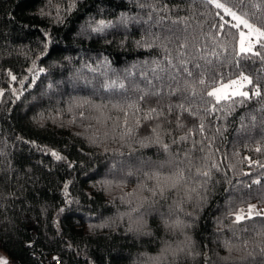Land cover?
Here are the masks:
<instances>
[{"label": "trees", "instance_id": "16d2710c", "mask_svg": "<svg viewBox=\"0 0 264 264\" xmlns=\"http://www.w3.org/2000/svg\"><path fill=\"white\" fill-rule=\"evenodd\" d=\"M75 2L74 9L64 11L70 0H53L52 5L49 0H0L3 257L9 264H41L27 247L30 224L37 235L33 253H38L37 246H41L58 256L61 264H132L139 253L159 255L165 241L175 245L184 237L166 231L158 211L144 217V230L151 235H134L127 231V217L119 219V215L136 207L140 196H151L138 189L140 183H154L146 180L145 173L159 170L163 175H172L184 169L187 175L190 166L194 172L196 167L217 163L219 170H212L211 180L201 190L206 202L197 207L189 201L183 207L192 215L181 214L191 224L185 232L199 255L193 258L181 254L175 259L168 256L163 264H250L241 259L247 254L243 242L247 240L248 250H252L262 239L257 233L264 230V215L233 225L234 216L228 213L246 209L249 204L264 206V96L238 103L230 113L205 112L200 95L206 97V89L198 82L199 70H194L192 77L182 74L180 86L183 88L187 82L199 93L195 97L190 91L186 94V106L198 115L183 113V128L176 127L175 114L169 117L171 123L163 125L171 132L164 137L171 156L159 146L141 147L139 143L151 134L155 121L135 129L133 136H123L124 114L113 107H124L129 113L128 126L134 127V109H128L127 104L138 97L137 87L146 86L140 73L151 67L153 60L163 61L166 55L163 47H138L137 41L160 37L157 43L167 45L173 62L190 61L188 67L192 69L206 60L215 64L213 52L221 60L227 58L234 63L238 59L235 30H228L227 35L221 31L217 10L200 0H142L157 9L167 5V10L157 12L140 8L138 0ZM252 3L264 5V0ZM57 4L62 22L55 19ZM42 10L49 14L42 15ZM248 10L260 17H254V23L264 24V7ZM149 12L152 20H148ZM122 14L139 22L122 24ZM161 17L163 21L156 23ZM100 20L112 26L92 32ZM181 44L186 47L181 49ZM241 63L250 68L254 83L264 89V63ZM231 69L232 64L227 62L222 69L216 67L225 77L233 78L238 73ZM113 82L116 86L106 91L105 85ZM121 83L125 89H119ZM207 99L215 103L213 98ZM178 100L175 96L165 97L164 106ZM229 104L222 102V106ZM201 120L203 133L199 130ZM186 134L187 141L172 144L173 138ZM257 147L262 151H255ZM52 151L63 159H55ZM148 160L172 163L157 169L142 163ZM129 171L134 175L128 176ZM254 179L261 183L252 184ZM191 183L170 190L168 198L155 208L167 214L168 207L184 197ZM246 184L251 187H244ZM100 224L109 226L93 227ZM226 239L235 245L231 253L224 247Z\"/></svg>", "mask_w": 264, "mask_h": 264}, {"label": "snow or ice", "instance_id": "6c2138e0", "mask_svg": "<svg viewBox=\"0 0 264 264\" xmlns=\"http://www.w3.org/2000/svg\"><path fill=\"white\" fill-rule=\"evenodd\" d=\"M200 2L204 5H210L217 10L215 15L218 16L221 21L218 25L221 31H224L227 35L228 30H235V35L237 37V50L235 56L238 59L234 63L227 58L221 60V58L213 52L212 55L216 57L215 64L212 60H206L204 65L196 63L193 65V68L190 69L188 67L190 61L180 59L178 64L173 62V59L168 53L167 45L157 43V41L160 40V37L137 41L138 47H163L166 55L163 61L153 60L151 62V67L140 73V77L146 86L144 88L137 87L136 91L139 93L138 97L129 101L127 104L128 109H134V127L128 126V111L122 106H113L119 107L120 111L124 114V123L126 127L123 136H133L135 129H139L147 122L155 121L154 126H151V134L145 136L139 141V143L141 147H149L153 145L159 146L170 156V145L165 142L164 137L165 135H171V132L167 131L163 125L171 123L172 121L169 117L175 114L176 127L178 129L183 128V113L186 112L190 116L198 115V112L192 111L191 106H186L188 101V96L186 94L190 91L191 95L195 97L199 95V93H197L194 85H190L187 82H185L183 88L180 86L179 77L182 74L192 77L194 75V70H199L200 79L198 82L200 85L205 86L206 97L213 98L215 102L213 104L205 96L200 95V100L205 105V112L214 113L219 110L230 113L231 111H234L236 104H244L246 101L253 98H261L264 96V89H262V86L259 83H254L253 77L250 74V68L241 63V61H252L255 63L256 60L264 63V24L258 26L257 23H254L253 18L255 17L256 20H260V17L256 16L255 12H250L248 10L249 7L260 9L261 7H264V5L252 3V0H200ZM138 3L140 8H152L153 12L167 10V5H164L163 8L157 9L153 5L142 2V0H138ZM49 4L52 5L53 0H49ZM75 6V0H70V3L64 11H71ZM56 13L57 15L55 19L57 22H62V17L60 15L61 8L58 4L56 5ZM48 14L49 13L43 12L42 10V15ZM152 19V13L149 12L148 20ZM163 19L164 17H161L156 23H161ZM129 21L139 22L135 17H128L126 14H122L120 22L122 24H127ZM147 22L148 21H145V23ZM173 23L177 22L174 21ZM111 26L110 23L100 20L97 26L93 27L91 31L101 32L105 28ZM213 26L216 27L217 25ZM165 39H168V37H165ZM185 47V44L180 45L181 49ZM226 47L227 46L224 45L225 50ZM181 55H183V53H181ZM201 59H204V57H201ZM165 61L167 62V66H165ZM226 62L232 64V73H238L234 78L231 76L225 77L222 72L216 71L217 65L222 69ZM145 63L147 64L148 62ZM40 71H43V69H40ZM128 75H130V73ZM9 76L12 80H16V77L12 75L11 72H9ZM205 77H207V80ZM166 79L168 81L167 84H165ZM173 84H175V86H173ZM115 86V82L112 84H106L105 90L107 91ZM165 88H167V91H165ZM119 89H125L123 83L119 84ZM174 96L179 97V100L176 103L169 101L165 107V97ZM224 101H230L231 104L222 106V102ZM145 105L147 107H144ZM80 116L83 117L84 113L81 112ZM255 119L256 117L252 116V120ZM199 130L201 133L204 131L203 120H201ZM191 131L192 130L189 129V133ZM188 138L189 136L187 134L179 136L178 139L173 138L172 144L187 141ZM93 142H95V140H93ZM255 151L260 152L262 151V148L257 147ZM51 155L57 160L63 159V157L55 151H52ZM245 159H247V157ZM142 163L149 168L155 167L157 169H164L167 165L171 164L172 161H161L157 164L154 161L148 160L143 161ZM189 165H191V160H189ZM261 167H264V165H261ZM213 169L218 171L219 165L217 163H212L210 167H196L194 172L190 166L187 170V175L184 169H178L172 175H163L159 170L145 173L146 180L154 181V183L152 185H149L147 182L140 183L138 189L140 192H149L151 196H140L136 207H133L130 211L120 215V219H123L124 217H127L128 219L127 231L134 235H151V232H146L144 230L147 227L144 217L152 211H158L165 230L171 233H179L184 239L178 240L175 245L169 244L165 241L164 247L161 249L159 255L153 256L149 255L147 252L139 253L133 260L132 264H163L168 256L175 259L181 254L192 256L193 258H195L196 255H199V253L194 252L191 237L185 232V229L191 227V224L185 222L181 218V214L192 215V213L185 212L183 207V205L189 201H194L197 207L202 206V203L206 202V197L201 190L204 189L211 180ZM127 175L132 176L134 173L129 171ZM243 175L247 176L249 173H243ZM189 181L192 183L191 186L186 189L184 197L175 201L173 205H170L167 214L155 208V205L161 200H166L168 198L170 190L178 189L181 183L188 184ZM260 183L261 181L259 179L252 180V184ZM244 187H251V185L246 184ZM66 189L67 184L65 185V190ZM126 195L130 197L133 196L132 193ZM157 197H159V200L156 199ZM129 203H131V201H129ZM145 205H147V207H145ZM142 209H144V211H141ZM254 209H256V205L249 204L246 214L243 209H240L239 211H229L228 215L234 216V219L232 220L233 225H239L245 220H252L254 216L261 217L264 215L261 211H254ZM133 213H136L137 215L134 216ZM108 226V224H100L94 225L93 227ZM235 234L234 231L233 235L235 236ZM257 235L262 239L255 244V247L252 250H248L249 242L247 240L243 242V248L247 254L242 256L241 259L243 261H249L250 264H264V230L258 232ZM224 247L229 253H231L234 250L235 245L230 240L226 239L224 241ZM53 259L56 260L57 258L53 257ZM222 259L227 260L228 257ZM0 264H9V260L6 257L0 256Z\"/></svg>", "mask_w": 264, "mask_h": 264}, {"label": "built area", "instance_id": "2783aa9c", "mask_svg": "<svg viewBox=\"0 0 264 264\" xmlns=\"http://www.w3.org/2000/svg\"><path fill=\"white\" fill-rule=\"evenodd\" d=\"M28 228L31 236H30V241L27 243V247L29 249L31 256L34 259L40 261L41 264H61V259L58 256L49 253L47 249L42 248L41 246H37L38 253L35 252L33 253L34 251L33 248L36 247L37 235L32 224H30ZM53 257H56L57 259L54 260Z\"/></svg>", "mask_w": 264, "mask_h": 264}, {"label": "rangeland", "instance_id": "374dc122", "mask_svg": "<svg viewBox=\"0 0 264 264\" xmlns=\"http://www.w3.org/2000/svg\"><path fill=\"white\" fill-rule=\"evenodd\" d=\"M234 78V77H233ZM253 205H256V209H254V211H261L262 213H264V206H259V205H257V204H253ZM241 209H243V208H241ZM240 210V209H239ZM238 210V211H239ZM244 210V212H245V214L247 213V210H248V207L246 208V209H243ZM120 216V215H119ZM118 216V217H119ZM119 219H120V217H119ZM0 256H2L3 257V253L2 252H0Z\"/></svg>", "mask_w": 264, "mask_h": 264}, {"label": "clouds", "instance_id": "9594fccd", "mask_svg": "<svg viewBox=\"0 0 264 264\" xmlns=\"http://www.w3.org/2000/svg\"><path fill=\"white\" fill-rule=\"evenodd\" d=\"M150 255V254H149Z\"/></svg>", "mask_w": 264, "mask_h": 264}]
</instances>
